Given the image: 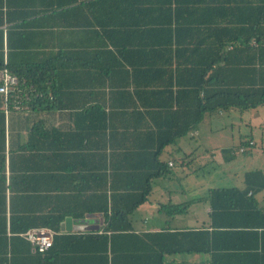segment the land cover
Listing matches in <instances>:
<instances>
[{
	"label": "crops",
	"instance_id": "obj_1",
	"mask_svg": "<svg viewBox=\"0 0 264 264\" xmlns=\"http://www.w3.org/2000/svg\"><path fill=\"white\" fill-rule=\"evenodd\" d=\"M90 2L92 0H0L4 58L8 57L12 66L18 69L22 66L24 70L28 62L42 69L45 64V72L54 77V95L69 91L59 102H54L55 96L50 93L48 101L38 102L21 91L19 101L22 102L23 95L24 100L34 105L19 109L0 106L3 112L0 264H264V159L257 161L259 154L255 150L263 149L264 105L242 112L205 115L196 130L171 144L172 151L182 154L188 162L195 161L196 154L203 152L199 158L205 165L217 161L237 163L240 169L233 170L230 187L194 184L195 181L166 179V176L154 179L147 201L128 215L125 228H115L118 224L106 228L103 215L82 211L83 207L78 210L80 203L88 199L89 190L92 194L93 187L110 185L108 179L104 180L106 185L93 179L94 169H103L110 155L109 131L94 132V92L100 94L96 103L103 106L105 113L109 112L107 101L114 105L131 102L128 97L107 98L106 101L105 95L113 90L133 92L132 74L140 62V57L133 54L117 58L109 54L101 65L102 76L94 80L96 69L93 70L92 64L97 68L101 63L95 57L101 42L92 27L95 17ZM242 2L245 7L238 8L237 15L244 19V28L249 29L248 33L253 26L257 29L253 35L247 34L252 39L244 50L234 51L237 44L227 45L225 50L235 52L230 56L232 69L247 70L239 69L237 80L250 82L253 79L262 88L264 0ZM62 59L69 60L62 66ZM140 74L138 70L135 80L136 88L142 90V83L148 80L139 77ZM133 102L142 101L134 97ZM120 110L113 108L114 124L118 127L123 116L119 113L117 118L115 113ZM238 122L249 134L238 135V142L234 144L232 140L236 137H226L225 131L228 128L232 131L239 126ZM256 129L261 130L257 136L259 143L253 135ZM127 134L141 137L139 130H129ZM103 140H107L105 145ZM249 142L253 144L248 146ZM239 146L246 148L241 153L247 155L245 158H237ZM161 159L168 169L174 168L173 160ZM169 162L172 167L168 166ZM250 172L259 173L246 178ZM159 181L164 183L161 188L157 185ZM227 188L246 191L247 198L256 202L262 218L248 209L214 216L204 198L212 189ZM68 204H72L71 212L60 223L52 247L42 254L37 253L21 237L25 232L21 230L46 228L49 207L63 213ZM79 213L83 214L79 216ZM228 217L252 225L242 227L244 231L229 227Z\"/></svg>",
	"mask_w": 264,
	"mask_h": 264
},
{
	"label": "trees",
	"instance_id": "obj_2",
	"mask_svg": "<svg viewBox=\"0 0 264 264\" xmlns=\"http://www.w3.org/2000/svg\"><path fill=\"white\" fill-rule=\"evenodd\" d=\"M90 3L95 17L92 27L101 42L97 46L100 50L95 52L101 63L97 68L92 64L93 70L96 69L94 80L102 76L101 65L109 54L115 58L133 54L140 57V62L132 74L133 92L113 90L105 95L106 101L128 97L131 102L114 105L107 101L109 112L105 113L103 106L96 103L100 94L94 92V132L109 131L110 155L103 169H94L93 179L104 182L103 185L108 179L110 185L93 187L92 194L89 190L88 199L80 203L78 210L83 207L82 211L103 215L106 228H114L115 224H118L115 228H125L128 215L147 201L152 181L169 173L166 162L161 159L165 147L196 130L205 115L242 112L264 105V87L260 88L253 79L238 81L240 71L247 70L232 69L230 56L235 52L225 50L230 44L238 45L234 51L244 50L252 39L247 34L253 35L257 28L251 27L248 33L249 29L243 26L244 19L237 15V9L245 7L242 0H92ZM68 60L62 59V66ZM25 66V70L22 66L18 69L8 57L4 58L0 33V71L6 68L17 78V95L23 91L27 98L38 102L48 101L49 93L56 95L52 90L54 77L45 72V64L43 69L29 62ZM138 70L142 75L139 77L148 80L142 83V90L136 88ZM68 92H58L54 102H59ZM134 97L142 102H133ZM13 101L0 95L2 108L6 103V107L13 108ZM32 105L34 102L24 100L22 95L21 107ZM113 108L121 109L115 113L123 116L120 128L114 124ZM129 130H139L141 137L129 136ZM0 136L3 137V112H0ZM106 143L103 140L102 144ZM96 147L100 149L99 145ZM103 160L106 162L105 157ZM256 173L259 172H250L246 178ZM246 194L234 188L212 189L204 200L214 216L248 209L262 218L256 202ZM71 208L72 204H68L66 212L59 213L49 207L44 225L55 233L53 241ZM227 225L244 231L242 227L252 224L228 217Z\"/></svg>",
	"mask_w": 264,
	"mask_h": 264
},
{
	"label": "rangeland",
	"instance_id": "obj_3",
	"mask_svg": "<svg viewBox=\"0 0 264 264\" xmlns=\"http://www.w3.org/2000/svg\"><path fill=\"white\" fill-rule=\"evenodd\" d=\"M237 125L239 126H235L232 131H230V128H228V130L225 131L226 137L230 138L231 135L236 137L232 140L234 144L238 142L237 139L238 135L245 137L246 135L249 134L248 133L249 130L247 128H244L243 126H240V122H238ZM260 133L261 130L259 129L253 131V135L256 137L255 139L257 140L258 143H259L258 140L259 138H257V136H259ZM179 142L181 143L182 141ZM262 146H263L262 148L264 149V144H262ZM172 148H173L172 145L165 147L161 155V158H163L164 160L171 159L174 162V168L168 169L169 173L165 177L166 179H176L178 181L190 180V181H195L192 182L194 184L200 183L201 185L204 184L208 185L210 183H215L216 185H224L225 187H230L233 176V170L235 168L238 170L240 169L238 168L239 165L233 162L221 163L217 161V163L211 164L212 166L210 164L207 165L202 164L203 160L199 157H201L203 152L202 153L199 152L196 154L197 159L195 161L191 159L189 160L191 162H188L185 161L182 154L178 153L176 150L172 151ZM263 149H261L260 147L259 148L257 147L255 149L259 154L258 155L259 159L257 161H262L264 159ZM246 156L247 155L245 154H239L237 158H245ZM204 158L206 160L208 156L205 155ZM213 168L215 170H212ZM238 174L240 176V171ZM157 185H159L160 186L159 188H161L164 185V183H161V181H159ZM201 188L202 187H200V189Z\"/></svg>",
	"mask_w": 264,
	"mask_h": 264
},
{
	"label": "built area",
	"instance_id": "obj_4",
	"mask_svg": "<svg viewBox=\"0 0 264 264\" xmlns=\"http://www.w3.org/2000/svg\"><path fill=\"white\" fill-rule=\"evenodd\" d=\"M17 86V78L12 75L6 68L2 69L0 71V95H2L5 100H7L8 98H14L13 108L15 109L21 108L19 95H17L16 92ZM5 106H7V103ZM252 144V142H249L248 146H251ZM245 151L246 148L244 146H241L238 150L240 154L244 153ZM168 166L172 167V163L169 162ZM54 235L55 233L48 228H33L21 234V237L29 242L37 253L42 254L52 247Z\"/></svg>",
	"mask_w": 264,
	"mask_h": 264
},
{
	"label": "water",
	"instance_id": "obj_5",
	"mask_svg": "<svg viewBox=\"0 0 264 264\" xmlns=\"http://www.w3.org/2000/svg\"><path fill=\"white\" fill-rule=\"evenodd\" d=\"M68 220H65V222H67Z\"/></svg>",
	"mask_w": 264,
	"mask_h": 264
}]
</instances>
